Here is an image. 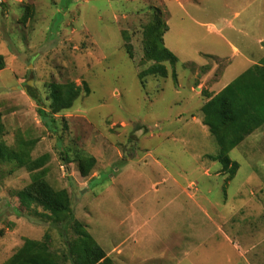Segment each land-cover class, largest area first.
<instances>
[{
    "label": "rangeland",
    "instance_id": "1",
    "mask_svg": "<svg viewBox=\"0 0 264 264\" xmlns=\"http://www.w3.org/2000/svg\"><path fill=\"white\" fill-rule=\"evenodd\" d=\"M157 9L179 62L165 64L167 78L141 79L154 64L144 59V28ZM0 55L1 141H33V159L49 155L46 181L68 191L115 264H264V130L229 154L240 169L227 182L201 113L208 96L264 57V0L9 1ZM52 83L91 93L47 128L28 91L49 113ZM77 152L97 161L88 178ZM32 175L0 163V264L26 238L49 233L59 252L73 237L19 207Z\"/></svg>",
    "mask_w": 264,
    "mask_h": 264
},
{
    "label": "trees",
    "instance_id": "2",
    "mask_svg": "<svg viewBox=\"0 0 264 264\" xmlns=\"http://www.w3.org/2000/svg\"><path fill=\"white\" fill-rule=\"evenodd\" d=\"M6 3L0 7L1 17L4 15ZM32 15V8L28 7L23 22ZM162 17L161 10H155L151 21L144 28V59L154 64L141 73V79L149 76L167 78L168 70L165 64L175 67L179 62L178 57L165 45L164 36L168 32V26ZM124 48L133 58L131 47L126 45ZM4 68L5 62L0 55V71ZM173 77L176 78L175 72ZM47 89L49 113L42 107L44 102L31 89L28 91L29 96L38 102L39 116L47 128H51L50 124L54 122V119H51V123L48 122L50 118L72 110L81 96H89L91 93L87 84L77 86L74 83H52ZM208 98L201 113L203 125L208 128L218 145V154L211 159L221 165L224 175H228L227 182H230L236 177L240 165L232 161L229 154L255 132L264 130V57L221 92ZM3 132L0 119V163L34 173L31 184L17 193L21 210L27 211L44 223L61 228L65 236L70 230L73 232V237L64 241V251L59 252L52 250L49 233H46L41 241L26 238L23 245L4 264H115L96 242L87 226L76 218L68 191L55 190L46 181L47 169L43 168L49 155L33 159V141L17 140L16 146L10 147L1 141ZM65 160L69 164L73 161L78 164V171L83 178L90 177L97 164L94 157L82 152H77L73 161L68 158ZM39 208L42 211H39Z\"/></svg>",
    "mask_w": 264,
    "mask_h": 264
},
{
    "label": "built area",
    "instance_id": "3",
    "mask_svg": "<svg viewBox=\"0 0 264 264\" xmlns=\"http://www.w3.org/2000/svg\"><path fill=\"white\" fill-rule=\"evenodd\" d=\"M7 1H18V0H0V7L5 4Z\"/></svg>",
    "mask_w": 264,
    "mask_h": 264
},
{
    "label": "crops",
    "instance_id": "4",
    "mask_svg": "<svg viewBox=\"0 0 264 264\" xmlns=\"http://www.w3.org/2000/svg\"><path fill=\"white\" fill-rule=\"evenodd\" d=\"M18 230V229H17ZM12 234H13V232H12ZM29 239H31V238H29ZM34 240V239H33ZM108 254V253H107ZM109 255V254H108ZM110 256V255H109ZM114 261V260H113ZM115 263V262H114Z\"/></svg>",
    "mask_w": 264,
    "mask_h": 264
},
{
    "label": "water",
    "instance_id": "5",
    "mask_svg": "<svg viewBox=\"0 0 264 264\" xmlns=\"http://www.w3.org/2000/svg\"><path fill=\"white\" fill-rule=\"evenodd\" d=\"M1 10V9H0Z\"/></svg>",
    "mask_w": 264,
    "mask_h": 264
}]
</instances>
